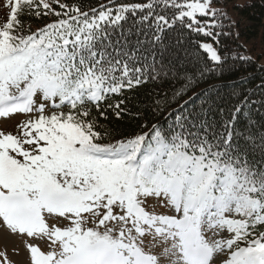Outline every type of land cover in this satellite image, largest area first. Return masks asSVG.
<instances>
[{
	"label": "snow or ice",
	"instance_id": "1",
	"mask_svg": "<svg viewBox=\"0 0 264 264\" xmlns=\"http://www.w3.org/2000/svg\"><path fill=\"white\" fill-rule=\"evenodd\" d=\"M0 8V234L22 246L0 264H264V133L237 127L255 93L189 107L208 77L264 73L227 0ZM149 84L136 129L101 123Z\"/></svg>",
	"mask_w": 264,
	"mask_h": 264
},
{
	"label": "trees",
	"instance_id": "2",
	"mask_svg": "<svg viewBox=\"0 0 264 264\" xmlns=\"http://www.w3.org/2000/svg\"><path fill=\"white\" fill-rule=\"evenodd\" d=\"M228 12L233 19H238L240 21L239 31L241 32L240 40L246 45H251L252 43H259L255 40H260L264 43V0H227ZM243 5V7L234 8L232 5ZM38 22L33 21V27H36ZM228 21H225L227 24ZM227 31V28H225ZM223 42V40H222ZM257 51L259 48L257 46ZM253 58L255 53H252ZM264 73H261L258 68H253L245 66L241 68L232 76L225 77L223 79H218L215 77H208L206 80L202 81L200 88L205 89L199 97L194 98L190 102L189 107L192 105L199 106L205 101H214L221 107H231L232 105L238 104L241 99H243L244 94L255 93L252 99L256 101L255 104L250 106L247 112H242L239 116V122L237 127L239 129L246 128L249 123L255 125L253 129L258 135L264 133V106L261 104V100H264V90L257 87L260 83L261 77ZM248 77V79H244ZM155 87L149 84L137 91L126 92L125 95L131 97L127 102L129 108L131 109V114L124 115L122 119L116 120L111 113L108 114V120H101V123H110V127L117 129L118 131L124 133H130L137 128V124L140 122L135 118V114L138 111H143L145 106L150 103V97L147 93ZM193 91H199V89H193ZM233 92H239L241 95L239 97H234ZM192 92H188L187 95L183 97L184 100L191 96ZM172 107H176L175 104ZM163 119V117H161ZM218 119V117H217ZM155 122V121H154Z\"/></svg>",
	"mask_w": 264,
	"mask_h": 264
},
{
	"label": "rangeland",
	"instance_id": "3",
	"mask_svg": "<svg viewBox=\"0 0 264 264\" xmlns=\"http://www.w3.org/2000/svg\"><path fill=\"white\" fill-rule=\"evenodd\" d=\"M4 16H5V10L3 8H0V22H3V19H4ZM259 43H256L258 48H260L261 46H264V43H262L260 40H255ZM21 117L20 116H16V117H13V120H16V119H20ZM12 123V121H6L5 119L3 118H0V126H6V125H10ZM7 244L8 248H9V251L11 253V249L13 246H16L17 248H20L22 247L19 240L14 238V237H4L2 234H0V249H3L4 246ZM21 257H13V259H19Z\"/></svg>",
	"mask_w": 264,
	"mask_h": 264
}]
</instances>
